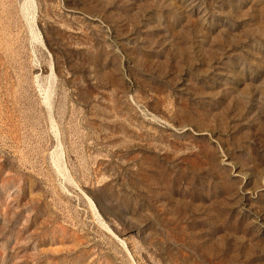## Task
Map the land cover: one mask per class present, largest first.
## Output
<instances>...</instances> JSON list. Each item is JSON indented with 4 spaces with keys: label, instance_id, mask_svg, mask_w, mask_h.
Instances as JSON below:
<instances>
[{
    "label": "rangeland",
    "instance_id": "rangeland-1",
    "mask_svg": "<svg viewBox=\"0 0 264 264\" xmlns=\"http://www.w3.org/2000/svg\"><path fill=\"white\" fill-rule=\"evenodd\" d=\"M0 264H264V0H0Z\"/></svg>",
    "mask_w": 264,
    "mask_h": 264
}]
</instances>
